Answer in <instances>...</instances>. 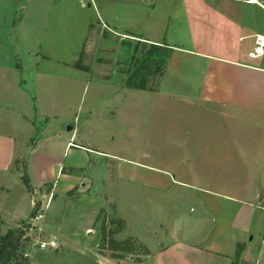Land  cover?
<instances>
[{"label": "crops", "instance_id": "0c3cea01", "mask_svg": "<svg viewBox=\"0 0 264 264\" xmlns=\"http://www.w3.org/2000/svg\"><path fill=\"white\" fill-rule=\"evenodd\" d=\"M127 1L151 8L153 14H148L147 20H154L158 11L163 16L158 15L159 20L156 17L142 32L131 15H146L140 5L126 7ZM111 2L114 0H93L98 19L108 31L134 37L145 47L169 50L161 73L155 76L156 83L152 86L149 79L145 90L121 89L124 95L152 94L154 109L190 107L199 115L155 119L156 156L175 158L179 155L174 149L181 148V162L188 169H156L153 177L147 174L141 184L158 191L174 183L202 191L203 195L195 197L202 212L190 220L166 219L167 224L155 233L156 249L144 245L149 254L137 264H264V46L261 53L251 55L258 38L264 37V0H118L124 3L118 7ZM163 2L165 10L161 12L156 6ZM30 7L27 11L34 12V5ZM6 10L0 0V220L6 214L16 227L28 219L34 203L30 199L27 205L21 202L28 191L20 181L21 174L13 170L14 163L28 153L27 165L30 162L32 169L24 166V171L40 189L48 187L47 194L41 193L49 209L79 181L78 172L61 173L62 168L76 166L65 165L60 151L67 156L81 148L73 142L78 132L74 122L67 129L72 131L68 138L57 132L52 138H41L43 145L38 151L37 144L29 149L28 142L38 129L35 116L57 120L66 111L72 90L25 88L30 80L34 88L46 86L49 76L39 73L38 67L55 61L39 53L31 66L27 60H13L12 53L3 49L4 41L13 42L12 34L8 31L5 35L3 30ZM29 71L30 79L25 75ZM163 96L167 102L162 101ZM130 107L129 102L123 105V109ZM201 112L205 117H200ZM214 115L217 118H212ZM66 123L68 120L63 121V127ZM174 175L178 180L172 179ZM56 180L64 182L61 194ZM13 185L17 202L11 193ZM238 245L242 249L236 262Z\"/></svg>", "mask_w": 264, "mask_h": 264}, {"label": "rangeland", "instance_id": "374dc122", "mask_svg": "<svg viewBox=\"0 0 264 264\" xmlns=\"http://www.w3.org/2000/svg\"><path fill=\"white\" fill-rule=\"evenodd\" d=\"M2 2L7 9L3 14L4 34L9 31L13 36V42L4 41L6 44L3 49L12 53L16 62L24 63L27 60L30 66L33 58L38 56L37 53L55 61L54 64L48 63L45 66L43 64L47 62H44L38 67L39 73L49 76L46 86L44 83L34 88L30 80V84L25 88L72 90V93L68 92L67 95L66 111L57 120L49 118L47 121L42 116H35L38 129L28 142L29 149H33L37 144L38 151L39 146L43 145L41 138H52L57 132H62V136L68 138L72 131L68 132L67 129L74 122L78 132L73 142L79 145L77 148L82 149L72 151L67 156H62V150L60 151V159L65 165L76 166L72 172H78L76 175L79 181L69 189H72V195L68 196L66 192L64 197L61 196V200L49 209L48 201L41 193L45 191L44 194H47L48 187L40 189L41 187L31 178L28 172L32 169L30 162L27 165L28 153L14 163L13 170L19 173L24 166H28L25 173L34 189L29 191L24 202L23 200L21 202L27 205L30 199L37 204L35 214L38 211L43 216L37 222H31L35 227L27 231L29 241L25 244L23 256L28 255V264H108V261L113 260L109 258L110 252L104 250L100 254L97 250L98 225L102 216L116 217L124 222V229L117 234L118 237L115 235V239L124 240L134 236L143 245L156 249L155 233L161 231L160 225L167 224L169 219L190 220L201 214L202 207L195 197L203 194L202 191H194L175 183L170 184L169 189L165 191L142 186L146 175L152 176L156 169L172 166L183 172L188 169V166L181 162L184 160L181 148L174 149L179 155L175 158L156 156V145L159 143L155 140L153 122L156 118L175 119L199 115L196 113L194 115L195 111L190 107L173 111L165 107L154 109L152 104L156 100L152 94L139 93L131 97L124 95L121 89H127L124 83L133 71V61L144 59V52L149 45L141 50L142 43L136 38L108 31L98 19L99 14L93 0H2ZM111 3L114 7L124 5L118 0ZM31 4L34 5V12L27 11L32 8ZM138 5L140 4L137 2H125L126 7L135 8ZM43 7L47 8L46 11ZM140 7L146 16L141 18L139 12L131 16L133 22L143 32L154 23L153 21L159 20L157 16L160 11L156 14L157 20L155 17L151 21L147 20V15L153 14L151 8L141 5ZM156 8L164 11L165 3ZM123 16L122 13L120 18ZM161 16L163 15H159ZM90 25L94 26L91 30ZM10 28L16 29L13 31ZM102 33H106L105 38L102 37ZM83 49L84 64L89 65L87 72L74 67ZM97 59H104L109 63H97ZM116 63L125 66V74L114 71ZM31 72L24 74L30 79ZM156 75L157 73L150 78L152 86L156 83ZM50 83V87L47 86ZM179 86L181 85L178 84ZM50 101L52 102V97ZM162 101L167 102L168 98L163 96ZM127 102L131 107L123 109L124 103ZM36 104L41 106L42 102L38 101ZM46 104L44 106H47ZM171 112H175V115ZM200 117L205 115L201 112ZM212 118L217 116L214 115ZM66 120L68 123L63 127L62 123ZM36 159L37 157L34 160ZM175 176L172 179L178 180ZM63 183L58 180L55 182L58 194L62 193ZM11 193L17 198H15L17 202L19 197L14 185ZM55 197L53 195L51 199L54 200ZM47 199H50V196L49 198L47 196ZM32 210L27 213L28 219ZM96 217L98 222L95 223ZM14 226V221L3 214L0 220V233L4 234L8 228ZM50 240L56 243L55 250L47 248L41 251L33 245L35 242ZM140 258L142 257L125 255L122 260L114 261L137 264Z\"/></svg>", "mask_w": 264, "mask_h": 264}, {"label": "trees", "instance_id": "16d2710c", "mask_svg": "<svg viewBox=\"0 0 264 264\" xmlns=\"http://www.w3.org/2000/svg\"><path fill=\"white\" fill-rule=\"evenodd\" d=\"M94 26L90 25L89 29ZM102 37H106V33H102ZM88 39V37H87ZM86 39V41H87ZM85 49V47H84ZM80 53L78 62L74 67L81 71H89V65L84 64L85 50ZM142 50V49H141ZM169 57V50L165 47L150 45L144 52V59H136L133 61V71L127 77L124 87L133 90H145L148 80L153 74H160ZM97 63L108 64L104 59H97ZM157 68V69H156ZM157 70V72L155 71ZM72 172V168L68 170L62 168L61 173ZM20 181L29 192L32 191L30 181L24 171L21 170ZM72 189L67 191V195H72ZM37 204H34L33 210L29 215V219L35 215ZM102 212V211H100ZM29 219L20 222L14 228H8L4 234L0 233V264H28L27 257L23 256L25 244L29 241L26 236L29 229ZM95 223L98 222L96 217ZM124 229V222L116 217H103L98 225V244L97 250L101 254L104 250L110 252L109 258L113 260H122L125 255L145 257L149 254L145 246L134 236H129L124 240L115 239V235L119 234ZM242 247L238 245L236 248L234 260L237 262L241 253Z\"/></svg>", "mask_w": 264, "mask_h": 264}, {"label": "built area", "instance_id": "2783aa9c", "mask_svg": "<svg viewBox=\"0 0 264 264\" xmlns=\"http://www.w3.org/2000/svg\"><path fill=\"white\" fill-rule=\"evenodd\" d=\"M250 3H256V0H247ZM264 46V37H259L256 47L254 49V52L251 55H256L262 52V48ZM42 218V213H37L29 219V229L28 230H32L33 229V223L31 222H37L38 220H40ZM33 245L37 246L40 250H45L47 248L51 249V250H55L57 248L56 243L52 240L48 241V242H35L33 243ZM28 255H24V257H27Z\"/></svg>", "mask_w": 264, "mask_h": 264}, {"label": "water", "instance_id": "95a60500", "mask_svg": "<svg viewBox=\"0 0 264 264\" xmlns=\"http://www.w3.org/2000/svg\"><path fill=\"white\" fill-rule=\"evenodd\" d=\"M141 49H142V50L145 49V45H144V44L141 45ZM114 71H115L116 73H119V74H125V73H126V68H125V66H124L123 64H121V63H116V64L114 65Z\"/></svg>", "mask_w": 264, "mask_h": 264}]
</instances>
